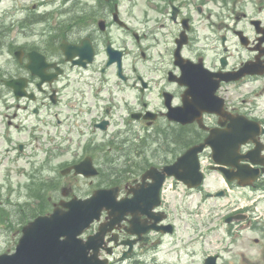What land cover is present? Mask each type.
I'll list each match as a JSON object with an SVG mask.
<instances>
[{"label": "flooded vegetation", "instance_id": "af4514ba", "mask_svg": "<svg viewBox=\"0 0 264 264\" xmlns=\"http://www.w3.org/2000/svg\"><path fill=\"white\" fill-rule=\"evenodd\" d=\"M0 139L116 188L106 264H264V0H0ZM205 140L199 186L143 180Z\"/></svg>", "mask_w": 264, "mask_h": 264}, {"label": "water", "instance_id": "95a60500", "mask_svg": "<svg viewBox=\"0 0 264 264\" xmlns=\"http://www.w3.org/2000/svg\"><path fill=\"white\" fill-rule=\"evenodd\" d=\"M202 148L203 144L190 147L177 163L166 167V173L185 179L178 168L191 160L192 172L199 180L196 154ZM82 165H76L79 172L87 176L95 173L79 168ZM109 197L110 190L99 189L85 199L61 201L60 204L67 209L55 207L50 215H40L26 224L16 252L1 254L0 264H95V255L87 253V246L91 244L82 243L77 235L99 216L103 207H108Z\"/></svg>", "mask_w": 264, "mask_h": 264}, {"label": "rangeland", "instance_id": "374dc122", "mask_svg": "<svg viewBox=\"0 0 264 264\" xmlns=\"http://www.w3.org/2000/svg\"><path fill=\"white\" fill-rule=\"evenodd\" d=\"M11 135L15 140L16 135ZM22 135H19V140L25 141ZM38 142L41 145L42 142ZM16 154L17 151L10 148L8 141L0 139V252L14 248L22 223L27 218L51 209L52 203L61 197L63 185L73 186L69 190L70 194L81 195L87 192L82 186L84 180L74 181L71 176H63L59 171H43L42 164L45 160L40 149L34 157L35 162L27 150L18 158H15ZM60 159L57 158L56 161ZM54 167L57 170L58 166Z\"/></svg>", "mask_w": 264, "mask_h": 264}]
</instances>
